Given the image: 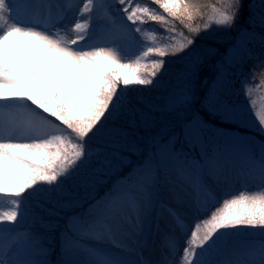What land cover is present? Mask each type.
<instances>
[{
  "label": "snow or ice",
  "instance_id": "6c2138e0",
  "mask_svg": "<svg viewBox=\"0 0 264 264\" xmlns=\"http://www.w3.org/2000/svg\"><path fill=\"white\" fill-rule=\"evenodd\" d=\"M115 3L120 7L114 8L105 0H83L70 26L73 35L68 36V26L64 31L60 28L52 31L55 27L52 23L45 31L14 19V11L31 7L27 0L15 4L0 0V101L7 102L0 104V111H22L29 117L27 127L0 121V198L4 200L0 206V232L15 231L3 226L15 224L24 214L26 193L50 197L62 190L61 178L71 179L82 172L86 173L82 184L88 187L120 167L123 164L121 153L130 146L122 142L125 135L122 130L106 128L105 122L119 118L125 111L135 110V89L130 86L152 85L166 63L164 57L169 55L168 46L147 44L143 37L147 35L148 40H155L160 35L175 39L177 30L173 22L197 36L201 31L200 26L193 23L198 16L202 18L200 7L193 0H115ZM247 8L249 26L264 29V0L258 5L252 0ZM244 9L245 0H224L221 8L213 5L214 15L205 20L202 30L209 31L213 24L217 30L231 28L242 17ZM110 10L122 13L123 19L135 27L116 24L113 18L112 27L105 30L123 33L119 43L81 44L101 13L112 18ZM150 22L164 25V32L153 29ZM242 32L252 37L256 35L247 28ZM134 34H139L140 39ZM179 36L182 42L179 46H170L171 54L186 52L194 64L199 63L194 37L185 36L183 31ZM250 43L251 39L241 47L239 54L233 52L235 44L225 52L218 63L214 81L217 86L208 90L202 106L221 122L251 127L264 136V115L253 117L258 123L247 118V114L254 111L248 89L253 87L258 73L264 76V35L260 36L259 54L247 47ZM128 44H135L140 50L134 63H126L122 58ZM153 54L159 59L151 60L149 66L148 57ZM245 59L256 61L248 73H241L240 88L236 92V95H245L247 108L231 98L228 77V68ZM189 99L187 88L181 89L178 85L173 90L170 106L187 104ZM31 121H36V125ZM93 137H100L103 146L91 147L89 141ZM221 139L223 145L219 142ZM185 145L198 148L199 152L192 155L184 150ZM238 157L243 160V174L258 179L259 185L255 191L244 189L233 198L223 197L221 204L205 178L219 180L235 168ZM141 170L149 177L146 183L136 178ZM161 173L169 183L172 203L157 200ZM122 182L123 189L119 182L115 183L101 200L90 205V212L103 205V215L81 221L86 225L83 235H98L96 225L103 224L108 229L110 219L122 220L131 225L134 232L143 233L145 217L158 209L155 227L161 232L160 255L154 261L141 259L140 264H264V141L255 144L247 137L227 135L222 128L209 127L199 115H193L182 123L178 134L166 140L153 138L149 154L122 178ZM37 185L53 187L38 188ZM188 212L194 214L191 222ZM160 220L164 221L163 231ZM248 228L261 230V240L254 253L221 259L233 238L252 235L242 231ZM25 239L28 255H46V250L30 233ZM133 243L139 248L144 241L134 240ZM75 247L73 243L62 245L64 258L59 264H85L73 258L77 254ZM89 255L91 259L87 264H128L123 259L95 252ZM0 264L49 262L20 259L16 251H2Z\"/></svg>",
  "mask_w": 264,
  "mask_h": 264
},
{
  "label": "rangeland",
  "instance_id": "374dc122",
  "mask_svg": "<svg viewBox=\"0 0 264 264\" xmlns=\"http://www.w3.org/2000/svg\"><path fill=\"white\" fill-rule=\"evenodd\" d=\"M9 2L15 4L19 3L20 0H9ZM27 2L31 5V7L27 9H17L14 11V19L22 21L38 30L45 31L51 27L52 23L55 24V27L51 28L52 31H55L56 28H60L62 31H64L65 26H68L67 35H73L70 30V26L75 22L77 12L82 6L83 0H27ZM193 2L200 7L201 13L203 10L205 12L202 21H200L201 23L199 22L194 24V26L199 25L201 28L199 35L197 36L196 34L189 32L187 29H184L183 26L178 22H173L175 23L177 30L175 39H165L162 36L157 35L155 40H148V36L145 35L143 40L147 44L159 47L168 46L169 55L164 57L166 63L157 74L154 85L130 86L131 88L135 89L138 94H143L146 92V90H158L164 96L168 95L169 93V99H171L173 90L178 85L181 89L186 87L190 96L188 103L177 104L175 106H171L168 110H164L161 123L154 127L153 131L148 132L146 135L138 133L137 135L132 136L127 132L128 130L125 131L124 129L122 130V128H119L125 134L121 138L122 142L130 146L129 150L123 151L121 153L123 157V164L120 167L114 169L109 175L102 177L98 183L88 187L83 186L82 180L86 173L82 172L79 176H74L71 179L61 178L63 180L62 188L65 189L61 190L60 192L52 193L50 197L38 196V199L41 201L37 202L35 199L36 196H28L26 193L25 196H27L28 199L27 204L25 205L26 211L24 214L21 217H18V221L15 224H6L3 226L7 228H14L15 231L0 232V252L8 251L11 253L16 251L19 253L20 259H42L47 255L48 250L55 248V242L57 240L61 247L65 243H73L76 245L75 251L77 254L73 258L85 262V264H87V261L91 259V256L89 255L91 252L123 259L127 261L128 264H140L141 259L154 261L158 259L160 255L159 249L161 232H158L155 227L157 223L158 209L145 217L143 233L134 232L132 226L122 220L110 219L107 222L109 226L108 229H106L103 224H97L95 232L98 235L85 236L82 233L86 225L82 227L81 223H78V220L76 222L70 220L68 221V225L65 229L62 228L58 233L55 232L53 246L50 247V245H43L44 241H47L49 237H47L45 233H41L38 229H36L31 233V235L36 239L39 238L41 240L40 242L37 239L40 242V246L46 250V255H28L26 251L27 246L25 236H22L21 233L18 232V229H20L22 226H25V223L32 225V221L35 217H41V215L45 214L41 211V209H39V205L47 203L48 200L50 204L57 206L58 209L56 210L60 214L61 209L65 208V206L76 209V207H80L81 205H84L85 202L90 201L91 198L101 199L103 194L107 192L115 183L119 182L123 189L125 186L121 181L122 178L127 173H129V171L136 169V166L142 163L145 157L143 154L145 152L144 150L146 149L145 147L151 144L153 138H158L157 135L165 133L164 131L166 128H171L173 132L169 136L178 134L181 130L182 123L187 119H191L193 115H199V117L204 121L205 124L209 125V127L222 128L223 132L227 135L234 137H247L255 144H259L260 142L264 141V136H260L251 127L221 122L217 117L213 116L202 106L203 98L208 90L217 86L214 81L217 80L218 63L222 61L225 52L232 48V46L235 44L237 47L233 49V52L239 54L241 47L246 44L249 39H251V43L247 44V47L251 48L254 53L259 54L261 51L260 36L264 35V29H261L258 26L253 29L249 26L247 22L249 12L247 10V5H245L244 11L247 10L246 15L243 12L242 17L231 28H221L217 30V26L213 24L212 28L205 32L202 30L205 20H207L209 16L214 15L212 6L215 5L217 8H221L223 6L224 0H193ZM105 3L114 5V8L120 7L115 3V0H105ZM255 3L258 5L260 0H255ZM110 11L112 18L106 17L103 15V13H101L100 17L94 21L88 37L85 41H81V44H111L113 41L117 43L121 41L124 36L123 33L118 32L115 29H113V31H106L105 28L112 27L113 18L116 24L123 23L127 25L128 28H132V26L130 22L126 21V19H123L122 13L115 10ZM17 12L19 13L18 15ZM5 15L7 16V13H5ZM150 24L152 25L151 27L158 32H164L165 26L161 25L159 22H150ZM0 25H2V22H0ZM154 25L158 29L153 27ZM245 28L249 29V33L254 32L256 35L252 37L249 34H244L242 30ZM181 31L184 32L185 36H192L196 40L194 51L200 58L199 63L194 64L192 57L188 56L186 52L177 53L176 55L171 54L172 50L170 46L172 44L179 46V44L182 42L179 36ZM134 35H136L137 39H140L139 34ZM139 51L140 50L135 44H128L124 48L122 54L123 61L126 63H134ZM153 59H159V57L155 56L154 54L149 56V66L150 61ZM255 62L256 61L254 59H245L235 67L228 68L229 87L232 91L231 98L235 99L238 103L245 106L246 108L248 107V103L245 95H236V92L240 88V80L242 78L241 73H248ZM225 67H227V65H225ZM197 79H199V81L196 82ZM134 92L133 95L135 94ZM248 95H250L253 99L252 107L254 108V111L248 113L247 118L249 120H253V123H258V119L254 120L253 117L258 118V116L264 115V76H261L259 73L257 74L256 80L253 82V87L248 89ZM150 96L151 94H147L143 100L149 99ZM164 96L163 98H167ZM192 97L195 98V107L194 110L192 109L195 112H193L194 114H191L190 117L186 118L184 117L185 113L190 111V108H193V104L191 102ZM161 100L162 98H160L159 101ZM149 102L152 101L149 100ZM4 103L7 102L0 101V104ZM141 106L142 103L139 107ZM30 107L34 108L35 106L30 105ZM36 112L43 116L46 115L40 112L39 109H36ZM125 112L130 114L132 111ZM47 119L54 120L51 117H47ZM0 121H11L13 124H18L20 127L29 126V117L25 112L22 111L12 113L0 111ZM54 122L59 124V121ZM36 123V121H31L33 126H35ZM164 126H166V128H163ZM60 127L64 128L63 125H60ZM65 131L68 132L67 129H65ZM93 140L101 141V139L90 140L89 144L91 147H102V143H98L94 146L92 144L94 143ZM219 142L222 145L224 144L223 139H221ZM177 147L179 148L181 145L177 144ZM184 150L191 153L192 155H196L199 152L198 148L193 149L187 145L184 146ZM139 154L142 156V158H139L137 163L134 161L133 164L132 159L137 157ZM148 154L149 153H146L145 155ZM243 171L244 165L242 157H238L235 161V168L228 170L219 180L209 179L207 177L205 178L211 186L217 199L221 201V204L223 197L233 198L234 195H238L244 189H248L249 191H255L257 189L259 185L258 179L253 180L250 177H246L243 174ZM136 178L141 183H146L149 180V177L143 174V172H141V174H139ZM36 187L48 188L53 186L37 185ZM58 195L60 200L59 202H56ZM156 197L158 201L172 203L171 193L169 191V183L165 179L163 173L160 175V182L156 192ZM3 204V198H0V206ZM173 206L181 207L175 204H173ZM82 207L79 212L85 213L86 207ZM181 210L187 211V209L183 207H181ZM59 214L57 216L54 215V217L47 216L46 222L49 220L54 222V219L59 218ZM101 215H103V212L101 211L100 207L97 210H94L93 208L91 212L86 213V217L82 218L81 221L84 219L95 220V218ZM187 218L189 222H191V220L194 218V214L188 212ZM159 223L161 230L163 231L164 221L160 220ZM242 231L252 234L245 237L256 236L261 238L259 235V232L261 231L260 229L248 228L243 229ZM108 232H110V235L106 234ZM134 240L144 241L143 246L138 248L137 245L133 243ZM180 243L181 246H183V241H180ZM256 246L257 245H250L248 248H244V246L231 245L220 258L234 259L237 255L251 256L254 253ZM63 258L64 257L61 254L60 259L52 264H59V261Z\"/></svg>",
  "mask_w": 264,
  "mask_h": 264
},
{
  "label": "trees",
  "instance_id": "16d2710c",
  "mask_svg": "<svg viewBox=\"0 0 264 264\" xmlns=\"http://www.w3.org/2000/svg\"><path fill=\"white\" fill-rule=\"evenodd\" d=\"M250 2H251V0H245V5H248ZM247 10H245L246 12L244 11L245 15L247 13ZM201 14H202V18L200 16H198L195 19V21L193 22L194 24H197L200 21H202L203 15H205L204 10ZM131 26L135 27V25H132V24H131ZM145 26L148 27L149 25H141V27H145ZM150 26H152V25L150 24ZM153 27L157 28L155 25ZM257 46H259V45H257ZM249 60H251V59H249ZM155 81L156 80H154L153 85L155 84ZM197 81H199V79H197L196 82ZM134 93H135L134 96H135L136 101H137L134 105L135 110H131L132 112L130 114H128L127 112H124L119 116V118H114V119H111V120L105 122L106 128H118V129L122 128V130L123 129L125 131L128 130L127 132L132 136L137 135L138 133L142 134V135H146V134H148V132L153 131V128L158 126L161 123V120H162L163 115H164L163 111L168 110L171 107L170 106L171 99H169V93L166 96L162 95V93L158 90L157 91H151V90L147 91L146 90V92H144L143 94H138L137 91H135ZM147 94H151L150 98L147 100H143V98H145ZM163 96L167 97V98H163ZM160 98H162L161 101H159ZM149 100H151L152 102H149ZM194 100H195V98L192 97L191 102L193 104V108H190V111H187V113H185V115H187V116L184 115V117L188 118L191 116V114H194L193 113V112H195V111H193L194 107H195L194 106V103H195ZM141 103H142V106H141L142 108L139 107ZM216 126H219V125H216ZM163 128H166V126H164ZM166 129L164 131L165 133L159 134V135H157V137L163 138L164 140H166L169 137V135L171 133H173L171 128L167 129V130ZM92 139H101V138L100 137H93ZM93 141H94V143H92V144L94 146L96 144L100 143V140H93ZM101 146H103V145H101ZM145 148H146L144 150L145 152L143 153L144 156H146L145 155L146 153H149V150L151 149V144L147 145ZM135 158L132 159L133 164H134V161H135V163H137L139 161L138 159L139 158L141 159L142 156L139 154ZM64 189L65 188H62V190H64ZM30 191H32V190H30ZM105 194H106V192L103 194V197L105 196ZM35 199L37 202L41 201L40 199H38V196H36ZM101 199L91 198L90 201L85 202V204L81 205L80 207H76V209L70 208L69 206H65V208H67V207L68 208L67 209L62 208L60 214L56 210V209H58L57 206H55L54 204H50V202L48 200L47 203H45L43 205H39V209H41V211L45 214L41 215V217H35L32 221V225L25 223L24 224L25 226H22L20 229H18V232H20L22 236L26 237L27 233L31 234L34 230L38 229L41 233L43 232L47 235V237H49L47 239V241H44L43 245H46V246L50 245V247H52L54 239H55L54 238L55 232L58 233L62 228L65 229L68 225V221H70V220L75 221V222L78 220V223H81L82 227H84L85 224H83L81 222V219L86 217L87 212H90V209H89L90 205H95L96 201H99ZM59 200H60V197L58 195L56 202H59ZM82 206L86 207L85 213L79 212L80 209L83 208ZM98 208H94V210H97ZM100 209L103 212V205L100 206ZM58 214H59V218L54 219V222L52 220H49L48 222H46L47 216L54 217V215L57 216ZM74 218H79V219H74ZM37 239L41 242V240L39 238H37ZM43 239H44V237H43ZM260 240H261V238L256 237V236H253V237L252 236H250V237L241 236L238 238H233L230 246L231 245H239V246H244V248H248V246H250V245H257ZM25 241H26V239H25ZM26 246H27V244H26ZM61 254H62V247H61V245L58 244V242L56 240L55 248L48 250L47 255L45 257H43L42 259H46L49 262V264H52V263H55L58 259H60Z\"/></svg>",
  "mask_w": 264,
  "mask_h": 264
}]
</instances>
